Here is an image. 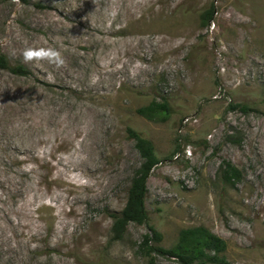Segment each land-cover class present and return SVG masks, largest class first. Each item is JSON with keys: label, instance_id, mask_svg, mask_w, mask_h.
<instances>
[{"label": "rangeland", "instance_id": "rangeland-1", "mask_svg": "<svg viewBox=\"0 0 264 264\" xmlns=\"http://www.w3.org/2000/svg\"><path fill=\"white\" fill-rule=\"evenodd\" d=\"M0 54L26 72L0 69V264H146L148 227L169 249L198 226L228 264H264V0H0ZM163 99L166 121L137 113ZM128 128L159 163L147 224L117 241L109 215L143 162Z\"/></svg>", "mask_w": 264, "mask_h": 264}, {"label": "trees", "instance_id": "trees-1", "mask_svg": "<svg viewBox=\"0 0 264 264\" xmlns=\"http://www.w3.org/2000/svg\"><path fill=\"white\" fill-rule=\"evenodd\" d=\"M212 9L202 16V23L209 25L213 21ZM0 69L9 71L17 75H25L26 72L21 66H12L4 54H0ZM264 101V100H263ZM243 113H247L249 108L245 105H235ZM137 113L150 121L164 122L170 115V107L166 99L161 103L152 102L146 107L139 108ZM127 135L135 143V148L139 153L142 164L131 179L127 191L126 202L123 209L118 213H111L112 219L111 233L114 240H121L130 223L146 225L148 213L145 208L147 195L146 180L153 168L159 163L152 143L141 137L132 129H127ZM229 141L234 142L232 136H228ZM222 180L230 185L239 181V171L229 162L223 161L221 164ZM162 235L154 228L148 227V232L143 236L139 245V250L147 257L146 264H155L156 257H169L179 264H228L224 257L227 249L226 242L211 233L208 229L198 226L182 229L179 231L175 244L169 249L163 248L160 243Z\"/></svg>", "mask_w": 264, "mask_h": 264}, {"label": "clouds", "instance_id": "clouds-1", "mask_svg": "<svg viewBox=\"0 0 264 264\" xmlns=\"http://www.w3.org/2000/svg\"><path fill=\"white\" fill-rule=\"evenodd\" d=\"M23 60L27 62L40 63L47 61L50 64H54L59 67L63 64V58L61 53L52 48H32L27 47L23 51Z\"/></svg>", "mask_w": 264, "mask_h": 264}]
</instances>
